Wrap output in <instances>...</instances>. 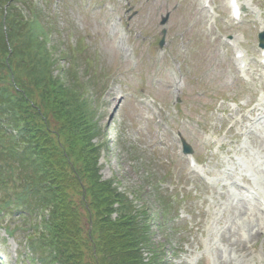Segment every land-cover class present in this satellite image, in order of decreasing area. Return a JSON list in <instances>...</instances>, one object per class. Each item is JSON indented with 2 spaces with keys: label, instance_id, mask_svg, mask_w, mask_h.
<instances>
[{
  "label": "rangeland",
  "instance_id": "1",
  "mask_svg": "<svg viewBox=\"0 0 264 264\" xmlns=\"http://www.w3.org/2000/svg\"><path fill=\"white\" fill-rule=\"evenodd\" d=\"M37 1L58 27L51 46L95 78L99 174L151 215L162 264H264V0H177L160 13L155 0ZM159 195L172 209L161 228ZM3 221L0 264H40L34 221L6 218L11 236Z\"/></svg>",
  "mask_w": 264,
  "mask_h": 264
},
{
  "label": "trees",
  "instance_id": "2",
  "mask_svg": "<svg viewBox=\"0 0 264 264\" xmlns=\"http://www.w3.org/2000/svg\"><path fill=\"white\" fill-rule=\"evenodd\" d=\"M39 8L0 0V214L10 205L47 212L30 242L42 264H162L151 215L99 174L95 78L81 81L75 54L51 46L56 25ZM157 202L161 228L172 209Z\"/></svg>",
  "mask_w": 264,
  "mask_h": 264
},
{
  "label": "bare ground",
  "instance_id": "3",
  "mask_svg": "<svg viewBox=\"0 0 264 264\" xmlns=\"http://www.w3.org/2000/svg\"><path fill=\"white\" fill-rule=\"evenodd\" d=\"M205 2H208V0H205ZM172 3H178L177 0H155L153 2V8L157 11V13L159 12H162V11H165L169 8V5L172 4ZM145 16V13H143L139 18H140V21H142V19L144 18ZM205 16V15H203ZM205 18H207V16H205ZM254 111V110H253ZM252 111V112H253ZM246 210L245 207H236V208H233V212L234 213H237L238 215L242 214V211L244 213V211Z\"/></svg>",
  "mask_w": 264,
  "mask_h": 264
},
{
  "label": "water",
  "instance_id": "4",
  "mask_svg": "<svg viewBox=\"0 0 264 264\" xmlns=\"http://www.w3.org/2000/svg\"><path fill=\"white\" fill-rule=\"evenodd\" d=\"M164 22V21H163ZM163 34H164V32H163ZM163 41V40H162ZM161 41V42H162ZM262 47L264 46V44L262 43V45H261ZM185 152H188V148L187 147H185Z\"/></svg>",
  "mask_w": 264,
  "mask_h": 264
}]
</instances>
